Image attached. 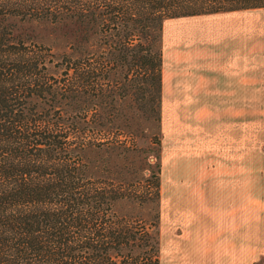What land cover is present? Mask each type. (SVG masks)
Masks as SVG:
<instances>
[{"label":"trees","instance_id":"1","mask_svg":"<svg viewBox=\"0 0 264 264\" xmlns=\"http://www.w3.org/2000/svg\"><path fill=\"white\" fill-rule=\"evenodd\" d=\"M256 9L264 0H0V264H161V142L141 178V116L123 102L158 120L167 21Z\"/></svg>","mask_w":264,"mask_h":264},{"label":"rangeland","instance_id":"2","mask_svg":"<svg viewBox=\"0 0 264 264\" xmlns=\"http://www.w3.org/2000/svg\"><path fill=\"white\" fill-rule=\"evenodd\" d=\"M247 14L258 17L260 11ZM209 16L165 23V94L158 120L155 116L151 120L148 116L143 119L133 96L123 102L125 113L141 116L142 153L138 158L142 161L141 178L151 175L150 165L153 169L157 163L155 141L161 142V264H180L179 258L187 254L192 264L195 260L200 264L204 257L205 264H214L212 228L229 220L222 206L229 204L223 194L228 184L219 181L217 165L222 121L230 122V222L240 221L244 205H257L260 180H264L260 175L261 164L264 169V101H260L258 85L257 31L230 33V103L176 99L180 75L199 78L200 74L194 71L196 66L204 59H215L206 34L212 21ZM237 21L231 20V28ZM26 28L55 53L69 50L65 32L37 23ZM166 33H170V39L164 41ZM129 75L132 79V72ZM132 84L133 80L127 83L131 85L130 92ZM132 209L125 206L123 213ZM139 212L148 216L150 205L143 206Z\"/></svg>","mask_w":264,"mask_h":264},{"label":"crops","instance_id":"3","mask_svg":"<svg viewBox=\"0 0 264 264\" xmlns=\"http://www.w3.org/2000/svg\"><path fill=\"white\" fill-rule=\"evenodd\" d=\"M258 17L249 15L247 11L220 13L210 15L208 33L214 60H202L194 71L200 74L195 78L190 74H181L176 87L177 100L196 102L209 101L230 103V33H251V29L259 33L258 51V85L260 101H264V9ZM262 12V13H261ZM238 20L231 28V20ZM232 30L234 32H232ZM165 33V30H164ZM206 38V40L208 39ZM170 39V33L164 35V41ZM209 76L207 77L208 73ZM165 94L163 80V96ZM227 111L224 112L225 117ZM230 122L222 121L219 125V157L217 160L219 181L228 184L225 197L229 204L225 208L227 222H218L211 239V250L214 264H264V180H260L257 205H244L242 218L230 222ZM262 166V168H261ZM260 175L264 176L263 164ZM222 203V201H221ZM189 254L179 258L180 264H192ZM205 257L200 264H205ZM195 260L194 264H198Z\"/></svg>","mask_w":264,"mask_h":264}]
</instances>
